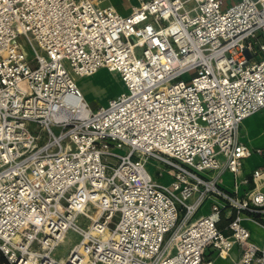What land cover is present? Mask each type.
<instances>
[{
  "label": "built area",
  "instance_id": "1",
  "mask_svg": "<svg viewBox=\"0 0 264 264\" xmlns=\"http://www.w3.org/2000/svg\"><path fill=\"white\" fill-rule=\"evenodd\" d=\"M137 2L123 16L109 0H0L7 264H211L234 246L236 264H264L243 224L264 229V169L238 193L264 156L239 138L264 110V0ZM100 69L125 90L94 109L77 80ZM68 232L80 241L55 260Z\"/></svg>",
  "mask_w": 264,
  "mask_h": 264
},
{
  "label": "rangeland",
  "instance_id": "2",
  "mask_svg": "<svg viewBox=\"0 0 264 264\" xmlns=\"http://www.w3.org/2000/svg\"><path fill=\"white\" fill-rule=\"evenodd\" d=\"M113 2L114 0H109L110 4H112ZM116 2L119 6V13L123 16H127L130 13L131 6L136 5L138 3L137 0H116ZM78 85L83 95L85 96V99L94 109L101 106H105L110 98L119 95L125 90L119 79V76L116 73L108 72L105 69L99 71V73L96 72L91 76L79 79ZM262 132H264V117H261L260 119L256 120H251L246 124V129H244L242 126L240 134L244 135L243 137H255L257 143H262L264 142V135ZM116 153L123 154L125 152L123 150H117ZM248 159L249 160L246 167L249 168L254 167L258 162L256 155ZM148 170L154 177H156L153 165H149ZM227 179V177L223 178L222 181H226ZM158 181L162 184H168L170 182V176L166 171H164L163 176L160 177ZM205 204L203 205V207H206ZM202 211L203 210H201V212ZM248 227L251 232V240L260 243L262 237L264 236L262 230L252 225H249ZM79 241L80 238L78 235L74 234L73 232H68L64 236L63 240L54 249L52 257L55 260L59 261L65 260L68 256L70 249L76 244H78ZM0 264H4L2 258H0ZM225 264H230V262L226 261Z\"/></svg>",
  "mask_w": 264,
  "mask_h": 264
},
{
  "label": "crops",
  "instance_id": "3",
  "mask_svg": "<svg viewBox=\"0 0 264 264\" xmlns=\"http://www.w3.org/2000/svg\"><path fill=\"white\" fill-rule=\"evenodd\" d=\"M118 12L119 11V6L117 5V2L116 0H114V2L111 4ZM103 69H100L98 70L97 73H99V71H102ZM79 80V79H78ZM78 80H77V83H78ZM79 86V85H78ZM85 97V96H84ZM261 117H264V110L246 118L245 120H243V122L241 123L240 125V128H239V138L241 141H243V143H245L247 146L251 147V148H261L262 150H264V142L262 143H257V140L255 139V137H243L244 135L240 134V131H241V128L243 126L244 129H246V124L248 122H250L251 120H256V119H260ZM263 135H264V132H262ZM254 157L251 156V158ZM256 158L258 159V162L257 164L252 167V168H249V167H246V165L248 164V160L247 159L245 162H244V165H243V168H242V173H241V176H240V179L242 178H246L248 180V183L246 185H240L238 187V193L239 195H243L247 190H250L253 188V183L251 181V173L259 168V167H262L264 169V156H258L256 155ZM228 178L226 181H222V186L227 189L228 191H233L234 190V186H233V181H232V178H231V175L229 173H224L222 175V179L223 178ZM263 179H264V175H263ZM241 191V193H240ZM262 191H264V188H262ZM206 203V204H205ZM204 204L206 205V207H200L199 210L197 211L195 218L199 217V216H203V215H206L210 212V207H209V201H206ZM201 210H203L201 212ZM232 216V213H229V212H222L221 213V221L219 223V227L221 229H224L226 227V224L228 223V220L229 218ZM243 224L244 226L249 230V225H252L256 228H259L262 230L263 234H264V229L251 222V221H243ZM250 232V230H249ZM263 239H264V236L262 237L261 239V242L260 243H257L253 240H251V232H250V242L256 244V245H259L261 246L263 244ZM206 261H209L211 264H225L226 261H229L230 264H236L240 258V250L237 246H234L232 248V250L230 251L228 257L226 259H222V258H219L216 256V253L215 252H212V251H208L207 254H206Z\"/></svg>",
  "mask_w": 264,
  "mask_h": 264
},
{
  "label": "trees",
  "instance_id": "4",
  "mask_svg": "<svg viewBox=\"0 0 264 264\" xmlns=\"http://www.w3.org/2000/svg\"><path fill=\"white\" fill-rule=\"evenodd\" d=\"M0 258H2L3 259V261H4V264H7V262H6V259L0 254Z\"/></svg>",
  "mask_w": 264,
  "mask_h": 264
},
{
  "label": "bare ground",
  "instance_id": "5",
  "mask_svg": "<svg viewBox=\"0 0 264 264\" xmlns=\"http://www.w3.org/2000/svg\"><path fill=\"white\" fill-rule=\"evenodd\" d=\"M93 214H94V217H96V215L98 214V211L97 210H94Z\"/></svg>",
  "mask_w": 264,
  "mask_h": 264
}]
</instances>
